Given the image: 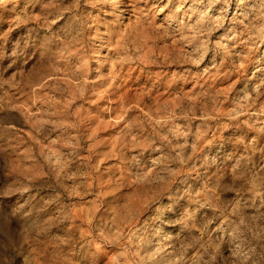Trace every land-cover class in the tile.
<instances>
[{
  "label": "rangeland",
  "instance_id": "obj_1",
  "mask_svg": "<svg viewBox=\"0 0 264 264\" xmlns=\"http://www.w3.org/2000/svg\"><path fill=\"white\" fill-rule=\"evenodd\" d=\"M0 264H264V0H0Z\"/></svg>",
  "mask_w": 264,
  "mask_h": 264
}]
</instances>
